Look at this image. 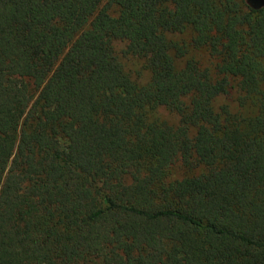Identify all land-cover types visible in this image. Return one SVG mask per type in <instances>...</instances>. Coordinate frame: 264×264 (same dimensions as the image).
I'll return each instance as SVG.
<instances>
[{
	"label": "trees",
	"instance_id": "1",
	"mask_svg": "<svg viewBox=\"0 0 264 264\" xmlns=\"http://www.w3.org/2000/svg\"><path fill=\"white\" fill-rule=\"evenodd\" d=\"M0 264H264V5L0 0Z\"/></svg>",
	"mask_w": 264,
	"mask_h": 264
},
{
	"label": "rangeland",
	"instance_id": "2",
	"mask_svg": "<svg viewBox=\"0 0 264 264\" xmlns=\"http://www.w3.org/2000/svg\"><path fill=\"white\" fill-rule=\"evenodd\" d=\"M191 36H192V34L188 31H186L183 34L175 35L174 39L180 43L185 42L186 44H189L190 40H191ZM124 47H125V44L117 43V48L119 49V52H122ZM189 55H194L195 58L199 59L200 61H202L206 65L210 64L211 59L209 58V56L205 50H199V51H195V52L189 51ZM123 61L126 64L127 69L130 70V72H132L135 76H138V74H139V76H140L139 79L142 82H145L149 79L150 74L147 70H145L143 68L144 65H143L142 60H139L135 57H125L123 59ZM236 99H237V92L235 89H231L230 93L227 96L223 97L221 102L231 103V106L234 108L237 104ZM245 110H247V111L255 110V106L253 104H251V105L248 104L246 107H244V111ZM157 114L160 115L161 118H163L167 121H170V122H176L178 120L177 115L170 112L168 109H166L164 107H160L157 110ZM181 173H182V170L180 169V167H178L176 170V175H180Z\"/></svg>",
	"mask_w": 264,
	"mask_h": 264
},
{
	"label": "water",
	"instance_id": "3",
	"mask_svg": "<svg viewBox=\"0 0 264 264\" xmlns=\"http://www.w3.org/2000/svg\"><path fill=\"white\" fill-rule=\"evenodd\" d=\"M248 2L254 7H262L264 5V0H248Z\"/></svg>",
	"mask_w": 264,
	"mask_h": 264
}]
</instances>
